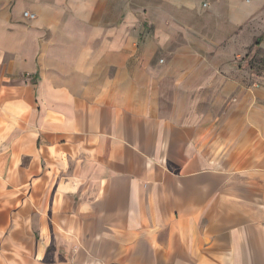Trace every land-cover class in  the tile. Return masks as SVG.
Masks as SVG:
<instances>
[{
    "label": "crops",
    "instance_id": "1",
    "mask_svg": "<svg viewBox=\"0 0 264 264\" xmlns=\"http://www.w3.org/2000/svg\"><path fill=\"white\" fill-rule=\"evenodd\" d=\"M0 253L264 264V0H0Z\"/></svg>",
    "mask_w": 264,
    "mask_h": 264
},
{
    "label": "rangeland",
    "instance_id": "2",
    "mask_svg": "<svg viewBox=\"0 0 264 264\" xmlns=\"http://www.w3.org/2000/svg\"><path fill=\"white\" fill-rule=\"evenodd\" d=\"M35 229V234L37 237V240L40 238V234L38 233V225H36L35 227H33V230ZM51 252H54L53 250H50ZM7 254L4 253V255H2L0 253V264H34L32 259L28 258L27 256L23 255V254H9V256H6ZM60 259H55L54 257H39L36 258L35 264H49L51 262V264H56V262H59Z\"/></svg>",
    "mask_w": 264,
    "mask_h": 264
},
{
    "label": "built area",
    "instance_id": "3",
    "mask_svg": "<svg viewBox=\"0 0 264 264\" xmlns=\"http://www.w3.org/2000/svg\"><path fill=\"white\" fill-rule=\"evenodd\" d=\"M24 16L29 19H34L36 17L35 13H32L30 11H25Z\"/></svg>",
    "mask_w": 264,
    "mask_h": 264
}]
</instances>
